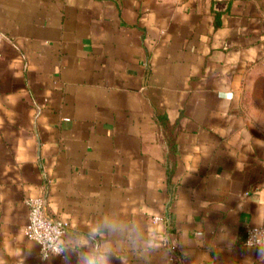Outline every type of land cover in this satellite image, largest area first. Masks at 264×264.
<instances>
[{"label": "crops", "instance_id": "crops-1", "mask_svg": "<svg viewBox=\"0 0 264 264\" xmlns=\"http://www.w3.org/2000/svg\"><path fill=\"white\" fill-rule=\"evenodd\" d=\"M0 33V264H264V0H0Z\"/></svg>", "mask_w": 264, "mask_h": 264}, {"label": "built area", "instance_id": "built-area-1", "mask_svg": "<svg viewBox=\"0 0 264 264\" xmlns=\"http://www.w3.org/2000/svg\"><path fill=\"white\" fill-rule=\"evenodd\" d=\"M2 34L0 33V43ZM28 208V220L24 227V235L39 245L42 259L50 255H63L65 251L64 234L68 228L66 222H55L45 213V201L42 196L25 198ZM248 246L264 247V225L251 226L246 232Z\"/></svg>", "mask_w": 264, "mask_h": 264}, {"label": "rangeland", "instance_id": "rangeland-1", "mask_svg": "<svg viewBox=\"0 0 264 264\" xmlns=\"http://www.w3.org/2000/svg\"><path fill=\"white\" fill-rule=\"evenodd\" d=\"M245 97L257 113L264 115V65L255 73L251 86L245 91Z\"/></svg>", "mask_w": 264, "mask_h": 264}, {"label": "clouds", "instance_id": "clouds-1", "mask_svg": "<svg viewBox=\"0 0 264 264\" xmlns=\"http://www.w3.org/2000/svg\"><path fill=\"white\" fill-rule=\"evenodd\" d=\"M111 251L110 246L105 245L102 250L85 254L83 264H108V255Z\"/></svg>", "mask_w": 264, "mask_h": 264}]
</instances>
